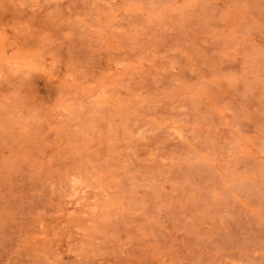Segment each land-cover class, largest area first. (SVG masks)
<instances>
[{"label": "rangeland", "instance_id": "rangeland-1", "mask_svg": "<svg viewBox=\"0 0 264 264\" xmlns=\"http://www.w3.org/2000/svg\"><path fill=\"white\" fill-rule=\"evenodd\" d=\"M0 264H264V0H0Z\"/></svg>", "mask_w": 264, "mask_h": 264}]
</instances>
